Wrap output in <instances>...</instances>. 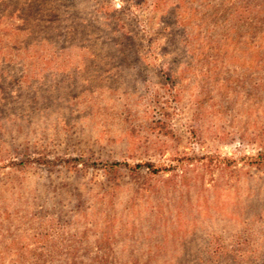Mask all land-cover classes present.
<instances>
[{
  "label": "rangeland",
  "instance_id": "rangeland-1",
  "mask_svg": "<svg viewBox=\"0 0 264 264\" xmlns=\"http://www.w3.org/2000/svg\"><path fill=\"white\" fill-rule=\"evenodd\" d=\"M0 264H264V0H0Z\"/></svg>",
  "mask_w": 264,
  "mask_h": 264
}]
</instances>
